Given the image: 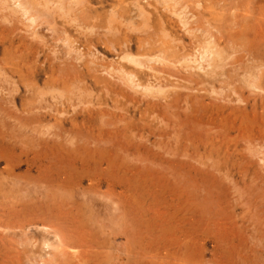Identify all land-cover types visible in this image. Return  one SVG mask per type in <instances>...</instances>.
Listing matches in <instances>:
<instances>
[{
	"label": "rangeland",
	"instance_id": "obj_1",
	"mask_svg": "<svg viewBox=\"0 0 264 264\" xmlns=\"http://www.w3.org/2000/svg\"><path fill=\"white\" fill-rule=\"evenodd\" d=\"M36 1L35 3L38 4L36 9L45 11L51 9L52 16L49 20L44 17L37 18L38 26L36 22L30 21L31 17L23 15L18 10L20 9L17 7L18 2L0 0V27H2L0 28V264H264V0H212L214 3L209 0ZM46 3L50 7H45ZM61 5L70 11L68 15L62 14L59 9ZM172 7L178 9L175 11ZM141 9H145V13ZM16 10L20 14H14ZM121 11L125 17L123 14L120 15ZM176 12L185 16L184 20L188 21V27L194 23L193 26L186 27L189 30L184 28L183 24L181 26V19L177 17ZM183 12L189 17H186ZM82 16L87 17V20H80ZM30 23L35 24L36 28L30 26ZM115 26L118 27L115 28ZM197 26H200L199 29H204L203 33ZM162 28L165 29L164 33ZM86 29L84 34L83 30ZM90 29H93L95 33ZM126 32L137 38L135 40L139 50L134 49L133 53L135 55L139 53L142 56H140L141 60L148 64L150 61L145 60H148L150 56L155 59L157 58L155 56L163 55V59L168 61L159 63L152 60L150 66L155 67L154 70H146L149 74L145 78L141 75H137L136 78L143 85L145 83H153L156 87L161 85L164 94L145 95L144 92L139 91L140 88L133 92L132 88L129 90L130 86L122 85L117 75L109 77L104 74L109 69L119 70L123 64H128L121 60L122 55L118 50L128 39L124 36ZM90 34H93L92 38ZM153 40H156L157 44ZM205 40L216 42L218 47L223 48L226 57H228L227 54L230 56L226 60L229 58L232 60L225 61L222 70L212 71L207 63H204V67L208 68L204 70H185L182 67L184 63H180L181 60L183 61L182 56L186 58L188 53L192 56L198 55L199 52L197 54L195 51L203 49ZM181 45L182 49L179 47ZM88 54L90 56H87ZM259 65H262L261 69L258 68ZM229 69L233 70L230 72ZM158 72L164 77H161ZM178 72H180L179 75ZM186 73L188 75L191 73L193 76L189 75V77ZM256 73L262 75L258 77ZM238 74H242V77ZM220 76L224 84L220 81ZM232 76L235 81L232 80ZM21 77L24 78L21 79ZM240 77L242 81H239ZM255 78L260 85H256ZM67 79L68 81H65ZM250 85L252 87L249 89ZM165 86L170 87L165 88ZM124 88L128 89L130 94ZM185 89L189 92L186 90L185 93ZM229 89L230 92H228ZM225 91L226 94H224ZM135 97L136 102L133 101ZM150 103L152 104L149 105ZM178 105L183 107L179 108ZM230 116L231 119H229ZM87 126L90 132L85 129ZM114 126L121 130L115 127L116 130ZM188 134L191 136L189 137ZM140 135L143 137L140 138ZM246 135H248L247 138ZM35 138L37 140L31 141ZM117 139L121 140L118 142ZM6 140L10 141L7 143ZM121 141L124 143L122 144ZM73 142L76 143L77 154ZM182 144L187 145L182 147ZM129 145L132 148H129ZM144 145L147 148L144 147L145 150ZM105 146L108 147L105 148ZM61 147L64 149L63 153L66 151L67 155L62 153ZM67 150H70V153ZM96 152H98V158ZM12 159L13 162L10 163ZM73 159H77V163ZM58 161L60 164L57 163ZM85 164H87V170L84 168ZM5 174H9L8 178ZM21 187L26 191L20 193ZM13 188L17 189L14 191ZM20 194L21 197L18 196ZM58 198L59 201H57ZM95 212L100 218L93 215ZM53 233L58 235L62 246H57L56 242L54 246L44 248L42 237H49L53 242L55 241ZM103 234L108 237H104ZM114 244L115 247H113Z\"/></svg>",
	"mask_w": 264,
	"mask_h": 264
},
{
	"label": "bare ground",
	"instance_id": "obj_2",
	"mask_svg": "<svg viewBox=\"0 0 264 264\" xmlns=\"http://www.w3.org/2000/svg\"><path fill=\"white\" fill-rule=\"evenodd\" d=\"M13 1H16V2H18V5H17V7H19L20 9H18V10H20V12L23 14V15H26V16H28L29 18L31 17V20L30 21H32V23L33 22H36V20H37V18H40V17H44V18H47L48 20H49V17L51 16L50 14V10L51 9H49V11L48 10H43V9H41V10H39V9H36L37 8V6H38V4H36L35 3V1L36 0H12V2ZM53 0H51V2H52ZM69 1V0H68ZM73 1V0H72ZM76 1V0H75ZM82 1V0H81ZM145 1V0H144ZM174 1V0H173ZM178 2V0H175V2ZM188 1V0H187ZM186 1V2H187ZM209 1H212V0H209ZM241 1V0H240ZM248 1V0H247ZM259 1V0H258ZM3 2V1H2ZM7 2V1H6ZM11 2V3H12ZM15 2V4H17ZM37 2V1H36ZM40 2H42V1H40ZM64 2V1H63ZM79 2V1H78ZM77 2V3H78ZM90 2V1H89ZM97 2V1H96ZM165 2H168V1H166L165 0ZM174 2V3H175ZM208 2V1H207ZM213 2V1H212ZM223 2V1H222ZM221 2V3H222ZM256 2V1H255ZM14 3V2H13ZM43 3V2H42ZM149 3H151V2H149ZM148 3V4H149ZM169 3H170V1H169ZM172 3V2H171ZM214 3V2H213ZM213 3H212V5H213ZM219 3V2H218ZM218 3H217V5H218ZM221 3H219V4H221ZM244 3V2H243ZM81 4H83V3H81ZM137 4V3H136ZM140 4V3H139ZM147 4V3H146ZM188 4V3H187ZM196 4H197V2H196ZM205 4V3H204ZM247 4V3H246ZM8 5H9V1H8ZM12 5H14V4H12ZM46 6L45 7H47V6H49V5H47V3L45 4ZM89 5V4H88ZM91 5V4H90ZM143 5V4H142ZM142 5H140V6H142ZM151 5V4H150ZM165 5V4H164ZM169 5V4H168ZM177 5V4H176ZM179 5V4H178ZM186 5V4H185ZM215 5H216V3H215ZM258 5V4H257ZM2 6H4L3 4H2ZM5 6H6V4H5ZM14 6H16V5H14ZM42 6V5H41ZM44 6V5H43ZM55 6V5H54ZM58 6V5H57ZM140 6H139V8H140ZM152 6V5H151ZM160 6V5H159ZM167 6V5H166ZM180 6V5H179ZM184 5H182V7H183ZM199 6V5H198ZM248 6V5H247ZM7 7V6H6ZM50 7V6H49ZM56 7V6H55ZM85 7V6H84ZM144 7V6H143ZM149 7V6H148ZM155 7V6H154ZM175 7H177V6H175ZM185 7V6H184ZM187 7V6H186ZM216 7V6H215ZM217 7H219V6H217ZM216 7V8H217ZM259 7H261V6H259ZM4 8V7H3ZM14 8V7H13ZM12 8V9H13ZM16 8V7H15ZM58 8V7H57ZM68 8V7H67ZM146 8V7H145ZM153 8V7H152ZM173 8V7H172ZM244 8H245V6H244ZM251 8V7H250ZM6 9V8H5ZM17 9V8H16ZM59 9L62 11V14L63 13H65V14H67L68 12H70L69 10L67 11L66 9H64V7H62V5L61 6H59ZM71 9V8H70ZM82 9H83V5H82ZM81 9V10H82ZM87 9V8H86ZM85 9V10H86ZM173 9H175V8H173ZM178 8H176L175 9V11L177 10ZM201 9V8H200ZM221 9V8H220ZM237 9V8H236ZM246 9V8H245ZM9 10H10V5H9ZM8 10V11H9ZM59 10V11H60ZM84 10V9H83ZM91 10V9H90ZM142 10V12H144L145 11V9L143 10V9H141ZM147 10V9H146ZM156 10H158V9H156ZM180 10V9H179ZM184 10V9H183ZM253 10H254V8H253ZM6 11H7V9H6ZM74 11H77V10H74ZM73 11V12H74ZM155 11V10H154ZM226 11V10H225ZM246 11V10H245ZM11 12V11H10ZM15 13L14 14H16L17 15V13H19V11H14ZM55 12V11H54ZM88 12V11H87ZM91 12V11H90ZM139 12V11H138ZM158 12V14H159V11H157ZM156 12V13H157ZM173 12H174V10H173ZM179 12V11H178ZM178 12H176V13H178ZM181 12H182V9H181ZM187 12V11H186ZM239 12V11H238ZM244 12V11H243ZM126 13V12H125ZM145 13V12H144ZM148 13V12H147ZM155 13V14H156ZM180 13V12H179ZM176 14L177 15V17H179L180 19H181V26H182V24L184 25V28H186V27H188L187 25H188V21L187 20H184L185 18V16L183 17L182 16V14ZM256 13V12H255ZM10 14V13H9ZM20 14V13H19ZM60 14V13H59ZM69 14V13H68ZM67 14V15H68ZM77 14V13H76ZM92 14H93V12H92ZM123 13H122V11H121V13H120V15H122ZM152 14V13H151ZM153 14H154V12H153ZM152 14V15H153ZM183 14H184V12H183ZM225 14V13H224ZM244 14V13H243ZM71 15V14H70ZM83 15V14H82ZM117 15V14H116ZM124 15V14H123ZM140 14H138V16H139ZM143 15H146V14H143ZM184 15H186V14H184ZM194 15V14H193ZM233 15H234V13H233ZM12 16V15H11ZM25 16V17H26ZM118 16H119V14H118ZM142 16V15H141ZM190 16H192V15H190ZM195 16V15H194ZM197 16V15H196ZM224 16V15H223ZM9 17V16H8ZM52 17V16H51ZM55 17V16H54ZM66 17V16H65ZM65 17H63V18H65ZM78 17V16H77ZM94 17H96L95 15H94ZM124 17H125V15H124ZM157 17V16H156ZM186 17H189V15L187 16L186 15ZM198 17V16H197ZM91 18V17H90ZM137 18H139V17H137ZM145 18H147V17H145ZM155 18V17H154ZM192 18H193V16H192ZM246 18V17H245ZM245 18H244V21H245ZM13 19V18H12ZM60 19V18H59ZM109 19V18H108ZM113 19V18H112ZM119 19V18H118ZM117 19V20H118ZM141 19H143L142 17H141ZM189 19V18H188ZM191 19V18H190ZM194 19V18H193ZM28 20V19H27ZM66 20V19H65ZM80 20H83V21H86L87 20V17H81L80 18ZM116 20V21H117ZM149 20H150V18H149ZM155 20H156V18H155ZM159 20V19H158ZM90 21H91V19H90ZM129 22H130V19L128 20ZM143 21V20H142ZM145 21V20H144ZM143 21V22H144ZM194 21V20H193ZM247 21V20H246ZM76 22V21H75ZM115 22V21H114ZM113 22V23H114ZM140 22V21H139ZM191 22H192V20H191ZM190 22V23H191ZM79 23V22H78ZM77 23V24H78ZM119 23V22H118ZM149 23V22H148ZM147 23V24H148ZM190 23H189V25H190ZM245 23V22H244ZM31 24V23H30ZM36 24H37V26H38V23L36 22ZM116 24V23H115ZM119 24H121V22L119 23ZM139 24V23H138ZM141 24L143 25V23L141 22ZM140 24V25H141ZM151 24V23H150ZM149 24V25H150ZM179 24V23H178ZM192 24H194V23H191V25ZM27 25V24H26ZM35 25V24H34ZM34 25H30V26H34ZM73 25V24H72ZM94 25H96V24H94ZM93 25V26H94ZM102 25H103V23H102ZM122 25V24H121ZM132 25V24H131ZM146 25V24H145ZM164 25V24H163ZM190 25V26H191ZM206 25H208V24H206ZM80 26V25H79ZM85 25H83V27H84ZM156 26V25H155ZM158 26V25H157ZM189 26V27H190ZM193 26V25H192ZM35 27V26H34ZM33 27V28H34ZM81 27V26H80ZM88 27V26H87ZM118 27V26H117ZM116 26H115V28H117ZM129 27V26H128ZM131 27V26H130ZM146 27V26H145ZM167 27V26H166ZM188 27V28H189ZM198 27V26H197ZM200 27V26H199ZM199 27H198V29H199ZM218 27V26H217ZM232 27H233V25H232ZM249 27H250V25H249ZM1 29H2V27H0ZM32 28V27H31ZM36 28V27H35ZM89 28V27H88ZM97 28H99V27H97ZM110 28V27H109ZM132 28V27H131ZM188 28H186L187 30H189ZM0 29V30H1ZM108 29V28H107ZM127 29V28H126ZM141 29V28H140ZM173 29V28H172ZM171 29V30H172ZM182 29H183V27H182ZM194 29V28H193ZM213 29V28H212ZM218 29V28H217ZM231 29V28H230ZM53 30H55L54 28H53ZM90 30H92V31H94L93 29H90ZM120 30V29H119ZM136 30H137V28H136ZM162 30V32L163 31H165V29H161ZM167 30V29H166ZM185 30V29H184ZM201 32L204 30V29H199ZM239 30V29H238ZM84 31V34H85V31H87V29L86 30H83ZM117 31V30H116ZM123 31V30H122ZM128 31V30H127ZM138 31V30H137ZM190 31H192V30H190ZM196 31V30H195ZM12 32V31H11ZM53 32V31H52ZM175 32H176V30H175ZM174 32V33H175ZM197 32V31H196ZM204 32H206V31H204ZM2 33H4V31H2ZM35 33V32H34ZM39 33V32H38ZM37 33V34H38ZM88 33V32H87ZM89 33H91V32H89ZM94 33H95V31H94ZM161 33V32H160ZM164 33V32H163ZM172 33V32H171ZM189 33V32H188ZM192 33V32H191ZM190 33V34H191ZM203 33V32H202ZM225 33V32H224ZM249 33V32H248ZM36 34V33H35ZM40 34V33H39ZM125 35V37H128V39L125 41V43H122V47L121 48H116V49H118L119 51H120V54L122 55L121 56V60H123V61H126L128 64H123L121 67H120V69L118 70L117 68H112V69H109V70H107V72H105L104 74H107L109 77L111 76H115V75H117L118 77V79L122 82V85L123 84H126L128 87L130 86V88H129V90L132 88V90H134L133 92H135V91H137V89H139V91H142V92H144V94L145 95H155V94H164L165 92H164V89L161 87V85H159V87H156V86H154L153 85V83H148V84H141V83H139L138 82V80L136 79L138 76L137 75H141L143 78H145L146 77V75L147 74H149L147 71L148 70H154V68L155 67H152V66H150V62L153 60V61H156V62H164L166 59H163V55H161L160 57L157 55V56H155V57H157V58H155V59H152V57L150 56V58L148 59V60H145V61H150L148 64L146 63V62H144L143 60H141L140 59V54L138 53V55H135L133 52H134V49H138L139 48V46L137 45V41L135 40V39H137L134 35H129L128 34V32H126V33H124ZM170 34V33H169ZM208 34H211V33H209L208 32ZM207 34V35H208ZM223 34V33H222ZM91 35H93V34H90V37H91ZM96 35H97V33H96ZM116 35H118V34H116ZM115 35V36H116ZM138 35V34H137ZM159 35V34H158ZM167 35V34H166ZM193 35V34H192ZM227 35V34H226ZM112 36V35H111ZM120 36V35H119ZM161 36H163V34L161 35ZM170 36V35H169ZM178 36V35H177ZM211 36H212V34H211ZM257 36V35H256ZM4 37V36H3ZM37 37V36H36ZM113 37H114V35H113ZM236 37V36H235ZM247 37V36H246ZM252 37V36H251ZM255 37V36H254ZM87 38H89V36L87 37ZM92 38V37H91ZM100 38V37H99ZM99 38H98V40H99ZM160 38H162V37H160ZM165 38H166V36H165ZM168 38V37H167ZM166 38V39H167ZM208 38H209V35H208ZM43 39V38H42ZM72 39V38H71ZM70 39V40H71ZM95 39V38H94ZM142 39V38H141ZM169 39V38H168ZM176 39V38H175ZM177 39H179L178 37H177ZM241 39H243V38H241ZM13 40V39H12ZM11 40V41H12ZM68 40V39H67ZM152 40V39H151ZM170 40V39H169ZM182 40V39H181ZM246 40V39H245ZM245 40H243V41H245ZM248 40V39H247ZM65 41V40H64ZM63 41V42H64ZM95 41V40H94ZM101 41V40H100ZM119 41H120V39H119ZM141 41V40H140ZM144 41V40H143ZM142 41V42H143ZM154 41V40H153ZM152 41V42H153ZM156 41V40H155ZM154 41V42H155ZM165 41V40H164ZM171 41V40H170ZM192 41V40H191ZM260 41V40H259ZM262 41V40H261ZM3 41H1V43H2ZM44 42H45V39H44ZM68 42H69V40H68ZM97 42V41H96ZM99 42V41H98ZM174 42H175V40H174ZM179 43H180V41H178ZM182 42V41H181ZM183 42H185L184 41V38H183ZM206 42V43H205ZM205 42H201V44H203L204 46H203V49H201V51H195V52H197V54H198V52H199V54L198 55H196V53H194V51H193V53L196 55V56H192V55H188V54H190V53H186L187 55H186V58H184L183 56H182V54H181V56H182V58H183V61L181 60V62L180 63H184V65L182 66V67H184L185 68V70H196V69H198V70H204V69H206V68H208V67H210L211 68V70L212 71H215V70H218V69H221L222 70V68H224L223 66H224V62L225 61H229V59H231V58H229V59H227L226 60V58H228V57H230L228 54H227V56L228 57H226V55H225V53H224V50H223V48L221 47H218L217 45H216V42L215 43H213V42H209V41H207V40H205ZM207 42H209L208 44H207ZM247 42V41H246ZM66 44H67V42H65ZM113 43V42H112ZM160 43H161V40H160ZM178 43V44H179ZM3 44V43H2ZM9 44V43H8ZM155 44H157L156 42H155ZM154 44V45H155ZM172 44V43H171ZM182 44V43H181ZM205 44H207V45H205ZM235 44V43H234ZM233 44V45H234ZM19 45V44H18ZM69 45V44H68ZM72 45V44H71ZM97 45V44H96ZM99 45V44H98ZM113 45V44H112ZM149 45V44H148ZM161 45H162V43H161ZM164 45H166L165 43H164ZM184 45H185V43H184ZM231 45V44H230ZM261 45V44H260ZM1 46H3V45H1ZM22 46V45H21ZM55 46V45H54ZM62 46V45H61ZM187 46V45H186ZM192 46V45H191ZM197 46H199L198 44H197ZM196 46V47H197ZM242 46H244V45H242ZM18 47H20V46H18ZM86 47V46H85ZM142 47V46H141ZM165 47V46H164ZM171 47V46H170ZM180 48L182 47V45L181 46H179ZM178 47V48H179ZM195 47V48H196ZM202 47V46H201ZM234 47V46H233ZM246 47V46H245ZM8 48H9V46H8ZM62 48V47H61ZM87 48V47H86ZM96 48V47H95ZM114 48V47H113ZM143 48V47H142ZM155 48V47H154ZM177 48V47H176ZM175 48V49H176ZM189 48V47H188ZM242 48V47H241ZM5 49V48H4ZM70 49V48H69ZM87 49H89V48H87ZM156 49V48H155ZM168 49V48H167ZM173 49V48H172ZM182 49V48H181ZM193 49V48H192ZM198 49V48H197ZM35 50V49H34ZM54 50H56L55 48H54ZM73 50V49H72ZM115 50V49H114ZM139 50V49H138ZM170 50H171V48H170ZM183 50H184V48H183ZM199 50V49H198ZM234 50V49H233ZM263 50V49H262ZM69 51V50H68ZM88 51V50H87ZM143 51V50H142ZM162 52H163V50H161ZM168 51V50H167ZM182 51V50H181ZM186 51V50H185ZM190 51V50H189ZM188 51V52H189ZM243 51H244V49H243ZM247 51L249 52V50L247 49ZM246 51V52H247ZM250 51H252V50H250ZM75 52V51H74ZM171 52H173V51H171ZM191 52V51H190ZM235 52V51H234ZM253 52V51H252ZM3 53H4V51H3ZM56 53V52H55ZM65 53H66V51H65ZM68 53V52H67ZM77 53V52H76ZM79 53V52H78ZM88 53V52H87ZM117 53V52H116ZM152 54H153V52H151ZM157 53V52H156ZM159 53V52H158ZM165 53H168V52H165ZM164 53V54H165ZM178 53V52H177ZM251 53V52H250ZM41 54V53H40ZM84 54H86V53H84ZM117 54H119V53H117ZM146 54V53H145ZM237 54V53H236ZM36 55V54H35ZM80 54H78V56H79ZM57 56V55H56ZM71 56V55H70ZM69 56V57H70ZM86 56V55H85ZM87 56H90V54H88ZM93 56V55H92ZM91 56V57H92ZM145 56V55H144ZM178 56V55H177ZM190 56V57H189ZM142 57V56H141ZM146 57V56H145ZM144 57V59H147V58H145ZM164 57H166V55L164 56ZM179 57H180V54H179ZM37 58H38V56H37ZM173 58V57H172ZM176 58V57H175ZM81 59H83V58H81ZM80 59V60H81ZM86 59V58H85ZM29 60V59H28ZM67 60V59H66ZM90 60H91V58H90ZM119 60V59H118ZM169 61H173V60H171V59H168ZM175 60H177V59H175ZM232 60V59H231ZM230 60V61H231ZM257 60V59H256ZM32 61V60H31ZM77 61V60H76ZM81 61H83V60H81ZM80 61V62H81ZM167 61V60H166ZM258 61V60H257ZM260 61H261V59H260ZM263 61V60H262ZM35 62V61H34ZM64 62H67V61H64ZM94 62V61H93ZM92 62V63H93ZM125 62V63H126ZM168 62V61H167ZM256 62V61H255ZM259 62V61H258ZM258 62H257V64H258ZM68 63V62H67ZM70 63V62H69ZM78 63V62H77ZM94 63H96V62H94ZM172 63V62H171ZM174 63V62H173ZM204 63L206 64L207 63V66H206V68L204 67ZM238 63V62H237ZM264 63V62H263ZM50 64V63H49ZM54 64V63H53ZM119 64V63H118ZM158 64V63H157ZM227 64V63H226ZM246 64V63H245ZM261 64V63H260ZM52 65V64H51ZM83 65V64H82ZM158 65H160V64H158ZM175 65H176V63H175ZM264 65V64H263ZM53 66V65H52ZM67 66V65H66ZM72 66V65H71ZM79 66V65H78ZM81 66V65H80ZM118 66V65H117ZM178 66V65H177ZM177 66H176V68H177ZM232 66H233V64H232ZM235 66V65H234ZM50 67V66H49ZM61 67V66H60ZM161 67V66H160ZM175 67V66H174ZM226 67V66H225ZM228 67V66H227ZM245 67V66H244ZM249 67V66H248ZM252 67H253V65H252ZM261 67H262V65H259V67L258 68H260L261 69ZM90 68V67H89ZM209 68V69H210ZM250 69H251V67H249ZM24 69V68H23ZM96 68L94 67V70H95ZM103 69H104V66H103ZM179 69V68H178ZM234 69V68H233ZM233 69H229L230 70V72H231V70H233ZM93 70V69H92ZM147 70V71H146ZM158 70H159V68H158ZM162 70H164V68L162 69ZM174 70V69H173ZM180 70H181V68H180ZM226 70V69H225ZM252 70V69H251ZM253 70H255V69H253ZM257 70V69H256ZM255 70V71H256ZM18 70H16V72H17ZM25 71V70H24ZM34 71H36V70H34ZM81 71V70H80ZM103 71V70H102ZM177 71H179V70H177ZM210 71V70H209ZM211 71V72H212ZM226 71H228V70H226ZM234 71H235V69H234ZM259 71V70H258ZM20 72H21V69H20ZM19 72V73H20ZM47 72V71H46ZM58 72H60V71H58ZM83 72V71H82ZM95 72V71H94ZM166 72V71H165ZM176 72V71H175ZM190 72H192V71H190ZM199 72V71H198ZM202 72V71H201ZM243 72V71H242ZM247 72V71H246ZM249 72H250V70H249ZM2 73V72H1ZM77 73V72H76ZM102 73V72H101ZM159 74H160V72H158ZM168 73V72H167ZM177 73V72H176ZM179 73L180 72H178V75H179ZM200 73V72H199ZM217 73V72H216ZM219 73V72H218ZM221 73V72H220ZM227 73V72H226ZM245 73V72H244ZM260 73V72H259ZM263 73V72H262ZM34 74H36V73H34ZM45 74V73H44ZM51 74H53V73H51ZM78 74H81V73H78ZM84 74V73H83ZM122 76H121V75ZM154 74V73H153ZM152 74V75H153ZM187 75H188V73H186ZM195 74V73H194ZM203 74V73H202ZM209 74H210V72H209ZM214 74V73H213ZM222 74H223V72H222ZM252 74H253V72H252ZM256 74H258V73H256ZM87 75V74H86ZM158 75V74H157ZM189 75H192L191 73L189 74ZM188 75V76H189ZM207 75H208V73H207ZM210 75H212V74H210ZM215 75V74H214ZM229 75V74H228ZM232 75H234V74H232ZM239 75V74H238ZM241 75V77H242V74H240ZM239 75V76H240ZM246 75V74H245ZM247 75H248V72H247ZM250 75V74H249ZM259 75V74H258ZM262 74H260L258 77H260ZM264 75V74H263ZM82 76V75H81ZM84 76V75H83ZM159 76V75H158ZM160 76L161 77H164L163 76V74L161 75L160 74ZM167 76H169V75H167ZM171 76V75H170ZM193 76V75H192ZM196 76H198V75H196ZM205 76H206V74H205ZM227 76V75H226ZM243 76H244V74H243ZM255 76V75H254ZM80 77V76H79ZM106 77V76H105ZM149 77V76H148ZM152 77V76H151ZM183 77V76H182ZM190 77V76H189ZM223 77H224V75H223ZM233 77V76H232ZM241 77L239 78V81L241 80L242 81V79H241ZM256 77H257V75H256ZM257 77V78H258ZM22 78H24V77H21V79ZM36 78V77H35ZM51 78V77H50ZM53 78V77H52ZM51 78V79H52ZM84 78V77H83ZM171 78V77H170ZM173 78V77H172ZM194 78H195V76H194ZM197 78V77H196ZM204 78V77H203ZM210 78V77H209ZM213 78V77H212ZM226 78V77H225ZM247 78H249L248 76H247ZM246 78V79H247ZM257 78H255V82L256 81H258V79ZM37 79V78H36ZM54 79V78H53ZM82 79V78H81ZM89 79V78H88ZM163 79V78H162ZM175 79V78H174ZM178 79V78H177ZM176 79V80H177ZM185 79V78H184ZM190 80H192L191 78H189ZM228 79H229V77H228ZM246 79H244V81L246 80ZM249 79H251V78H249ZM257 79V80H256ZM260 79V78H259ZM264 79V78H263ZM62 80V79H61ZM78 80V79H77ZM83 80H85V79H83ZM111 80V79H110ZM153 80V79H152ZM179 80V79H178ZM189 80V81H190ZM199 80V79H198ZM208 80V79H207ZM217 80V79H216ZM230 80V79H229ZM232 80H234V77H233V79ZM231 80V81H232ZM248 80V79H247ZM252 80H254V78H252ZM65 81H68V79L67 80H65ZM71 81V80H70ZM76 81V80H75ZM79 81V80H78ZM86 81V80H85ZM146 81H148V79H146ZM194 81V80H193ZM204 81V80H203ZM202 81V82H203ZM206 81V80H205ZM220 81H221V76H220ZM235 81V80H234ZM243 81V82H244ZM248 81H250V80H248ZM46 82V81H45ZM51 82V81H50ZM62 82V81H61ZM74 82V81H73ZM87 82V81H86ZM138 82V83H137ZM152 82V81H151ZM154 82V81H153ZM156 82V81H155ZM161 82V81H160ZM163 82H164V79H163V81H162V84H163ZM167 82H168V80H167ZM177 82V81H176ZM222 82V81H221ZM226 82V81H225ZM233 82V81H232ZM251 82V81H250ZM261 82V81H260ZM52 83V82H51ZM67 83V82H66ZM65 83V84H66ZM89 83V82H88ZM157 83H158V81H157ZM179 83H180V81H179ZM191 83V82H190ZM189 83V84H190ZM204 83V82H203ZM202 83V84H203ZM223 83V82H222ZM60 84V83H59ZM71 84V83H70ZM84 84V83H83ZM92 84V83H91ZM98 84H99V82H98ZM174 84V83H173ZM194 84V83H193ZM196 84V83H195ZM194 84V85H195ZM224 84V83H223ZM222 84V85H223ZM226 84H229V83H227L226 82ZM231 84V83H230ZM240 84V83H239ZM255 83H253V85H254ZM182 85V84H181ZM184 85V84H183ZM182 85V86H183ZM191 85H192V83H191ZM204 86L206 85V84H203ZM218 85H219V83H218ZM222 85H220V86H222ZM246 85V84H245ZM256 85H260V84H257V82H256ZM16 85H14V87H15ZM85 86V85H84ZM163 86V85H162ZM225 86V85H224ZM223 86V87H224ZM243 86V85H242ZM241 86V87H242ZM249 86V85H248ZM255 86V85H254ZM55 87V86H54ZM53 87V88H54ZM70 87V86H69ZM68 87V88H69ZM87 87H88V85H87ZM168 87V86H167ZM166 86H165V88H167ZM170 87V86H169ZM168 87V88H169ZM172 87H173V85H172ZM171 87V88H172ZM177 87V86H176ZM193 87V86H192ZM195 87V86H194ZM199 87V86H198ZM229 87V86H228ZM231 87V86H230ZM233 87V86H232ZM238 87V86H237ZM252 86L250 85V87H249V89L251 88ZM258 87V86H257ZM264 87V86H263ZM61 88H62V86H61ZM71 88V87H70ZM89 88H91L90 86H89ZM170 88V89H171ZM177 88H179V86L177 87ZM183 88V87H182ZM197 88V87H196ZM200 88H202V87H200ZM216 88H218L219 89V87H216ZM221 88V87H220ZM234 88V87H233ZM261 88V87H260ZM50 89V88H49ZM56 89V88H55ZM84 89V88H83ZM82 89V90H83ZM92 89V88H91ZM107 89H108V87H107ZM117 89V88H116ZM124 89H126V88H124ZM175 89V88H174ZM174 89H172L173 91H174ZM180 89V88H179ZM198 89V88H197ZM204 89H205V87H204ZM213 89H215V87H213ZM218 89H216V90H218ZM235 89H236V87H235ZM234 89V90H235ZM256 89V88H255ZM254 89V90H255ZM10 90H12V89H10ZM16 90H17V87H16ZM51 90V89H50ZM53 90V89H52ZM118 90V89H117ZM127 90V92L130 94V91H128V89H126ZM168 91H169V89H167ZM178 90V89H177ZM182 90V89H181ZM186 90H187V92H189L188 91V89H185V93H186ZM198 90H200V89H198ZM202 90V89H201ZM208 90H209V88H208ZM228 90V89H227ZM262 90V89H261ZM14 91V90H13ZM13 91H11V92H13ZM18 91V90H17ZM56 91V90H55ZM138 91V92H139ZM167 91V92H168ZM179 91V90H178ZM193 91V90H192ZM191 91V92H192ZM236 91V90H235ZM71 92V91H70ZM85 91H83V93H84ZM197 92V91H196ZM211 92V91H210ZM228 92H230V89H229V91ZM239 92V91H238ZM51 93V92H50ZM53 93H55V92H53ZM69 93V92H68ZM94 93V92H93ZM109 93V92H108ZM117 93H119V92H117ZM137 93V92H136ZM135 93V94H136ZM140 93V92H139ZM215 93V92H214ZM217 93V92H216ZM220 93V92H219ZM235 93V92H234ZM15 94V93H14ZM40 94V93H39ZM85 94V93H84ZM120 94H121V92H120ZM124 94V93H123ZM128 94V95H129ZM141 94V93H140ZM196 94V93H195ZM224 94H226V91H225V93ZM239 94V93H238ZM11 95H13L12 93H11ZM74 95V94H73ZM91 95V94H90ZM125 95V94H124ZM132 95V94H131ZM189 95V94H188ZM208 95V94H207ZM229 95H230V93H229ZM243 95H245V94H243ZM6 96V95H5ZM16 96V95H15ZM35 96V95H34ZM70 96V95H69ZM68 96V97H69ZM123 96V95H122ZM133 96H135V95H133ZM137 96V95H136ZM142 96V95H141ZM156 96V95H155ZM162 96V95H161ZM160 96V97H161ZM165 96V95H164ZM199 96V95H198ZM204 96H205V93H204ZM209 96V95H208ZM221 96V95H220ZM234 96V95H233ZM242 95L240 94V97H241ZM3 97V96H2ZM1 97V98H2ZM10 97V96H9ZM40 97V96H39ZM93 97V96H92ZM192 97H193V95H192ZM191 97V98H192ZM219 97V96H218ZM13 98V97H12ZM89 98H91V97H89ZM140 98V97H139ZM143 98V97H142ZM141 98V99H142ZM168 98V97H167ZM184 98V97H183ZM206 98V97H205ZM234 98V97H233ZM244 98V97H243ZM246 98V97H245ZM5 99V98H4ZM10 99V98H9ZM8 99V100H9ZM65 99V98H64ZM130 99H132V97L130 98ZM129 99V100H130ZM136 97H135V99L133 98V101H135L136 102ZM140 99V100H141ZM161 99H162V97H161ZM173 99H174V97H173ZM188 99V98H187ZM190 99V98H189ZM188 99V100H189ZM223 99V98H222ZM235 99V98H234ZM122 100V99H121ZM124 100V99H123ZM144 100V99H143ZM164 100V99H163ZM178 100V99H177ZM187 100V101H188ZM192 100V99H191ZM190 100V101H191ZM200 100V99H199ZM205 100V99H204ZM229 100V99H228ZM240 100V99H239ZM6 101H7V99H6ZM13 101V103H14V100H12ZM11 101V102H12ZM85 101V100H84ZM116 101V100H115ZM146 101H147V99H146ZM145 101V102H146ZM179 101V100H178ZM189 101V102H190ZM196 101V100H195ZM232 101V100H231ZM39 102V101H38ZM89 102V101H88ZM118 102V101H117ZM125 102H126V100H125ZM150 102H151V99H150ZM174 102H175V100H174ZM177 102V101H176ZM197 102V101H196ZM198 102H200L201 103V101H198ZM238 102V101H237ZM244 102H245V100H244ZM12 103V104H13ZM22 103V102H21ZM85 103V102H84ZM132 103V102H131ZM140 103H142V102H140ZM140 103H138V104H140ZM147 103H149V102H147ZM157 102H155V104H156ZM162 103H164V101L162 102ZM167 103V102H166ZM204 102H202V104H203ZM230 103V102H229ZM240 103V102H239ZM152 103H150L149 105H151ZM160 104H161V102H160ZM178 104H179V102H178ZM184 104V103H183ZM187 104V103H186ZM195 104V103H194ZM201 104V105H202ZM235 104H236V102H235ZM10 105V104H9ZM47 105V104H46ZM92 105V104H91ZM168 105V104H167ZM166 105V106H167ZM171 105V104H170ZM176 105V104H175ZM189 105H191V104H189ZM199 105V104H198ZM134 106H136L135 104H134ZM156 106V105H155ZM177 106V105H176ZM179 106V105H178ZM181 106V105H180ZM180 106H179V108H180ZM193 106V105H192ZM197 106V105H196ZM203 106H206V105H203ZM202 106V107H203ZM209 106V105H208ZM211 106V105H210ZM132 107V106H131ZM137 107V106H136ZM152 107V106H151ZM169 107V106H168ZM181 107H183V106H181ZM173 108V107H172ZM190 106H189V110H190ZM132 109H134V108H132ZM162 109V108H161ZM183 109V108H182ZM205 109H206V107H205ZM73 110H75V109H73ZM123 110V109H122ZM177 110V109H176ZM207 110V109H206ZM236 110V109H235ZM128 111V110H127ZM145 111H146V109H145ZM156 111V110H155ZM185 111V110H184ZM183 111V112H184ZM195 111V110H194ZM2 112V111H1ZM52 112V111H51ZM78 112V111H77ZM120 112V111H119ZM134 112V111H133ZM132 112V113H133ZM153 111H151V113H152ZM182 112V111H181ZM195 112H198V110L197 111H195ZM200 113H201V111H199ZM247 112V111H246ZM68 113H70V112H68ZM135 113V112H134ZM133 113V114H134ZM173 113V112H172ZM180 113V112H179ZM178 113V114H179ZM186 113H187V111H186ZM190 113V112H189ZM192 113V112H191ZM194 113V112H193ZM207 113V112H206ZM210 113V112H209ZM216 113V112H215ZM5 114V113H4ZM42 114V113H41ZM64 114H65V112H64ZM78 114V113H77ZM128 114V113H127ZM175 114V113H174ZM183 114V113H182ZM44 115H46V114H44ZM67 115V114H66ZM116 115V114H115ZM114 115V116H115ZM124 115V114H123ZM147 115V114H146ZM189 115V114H188ZM207 115V114H206ZM206 115H205V117H206ZM211 115V114H210ZM213 115V114H212ZM61 116V115H60ZM101 116H104V115H101ZM151 116V115H150ZM153 116V115H152ZM156 116V115H155ZM166 116V115H165ZM196 116H198V115H196ZM232 116V115H231ZM231 116H230V118L229 119H231ZM177 117H178V115H177ZM201 118H202V116H200ZM199 117V118H200ZM209 117V116H208ZM6 118V117H5ZM38 118H39V116H38ZM99 118V117H98ZM106 118V117H105ZM110 118V117H109ZM116 118V117H115ZM123 118V117H122ZM131 118V117H130ZM161 118V117H160ZM31 119V118H30ZM80 119H82V118H80ZM203 119H204V117H203ZM36 120V119H35ZM100 120V119H99ZM103 120L105 121V119H104V117H103ZM109 120V119H108ZM117 120V119H116ZM115 120V121H116ZM181 120V119H180ZM184 120V119H183ZM208 120V119H207ZM8 121V120H7ZM31 121H33V120H31ZM65 121V120H64ZM110 121V120H109ZM113 121H114V119H113ZM127 121V120H126ZM159 121H162V120H159ZM230 121V120H229ZM232 121V120H231ZM3 122V121H2ZM41 122V121H40ZM58 122V121H57ZM62 122V121H61ZM70 122V121H69ZM107 122V121H106ZM118 122V121H117ZM156 122V121H155ZM5 123V122H4ZM65 123V122H64ZM109 123V122H108ZM123 123V122H122ZM125 123V122H124ZM210 123V122H209ZM208 123V124H209ZM216 124H217V122H215ZM231 123V122H230ZM26 124V123H25ZM78 124V123H77ZM112 124V123H111ZM114 124V123H113ZM117 124H119V123H117ZM121 124V123H120ZM129 124V123H128ZM161 124V123H160ZM169 124H170V120H169ZM192 124V123H191ZM229 124V123H228ZM8 125V124H7ZM121 125H123V124H121ZM131 125V124H130ZM133 125V124H132ZM138 125V124H137ZM165 125V124H164ZM187 125V124H186ZM13 126V125H12ZM18 126V125H17ZM57 126V125H56ZM74 126H75V124H74ZM73 126V127H74ZM84 126V125H83ZM98 126V125H97ZM100 126H102L101 124H100ZM118 126V125H117ZM136 125H134V127H135ZM139 126V125H138ZM159 126V125H158ZM215 127H217L216 125H214ZM8 127H9V125H8ZM62 127V126H61ZM61 127H59V128H61ZM82 127V126H81ZM105 127V126H104ZM116 126H114V128H115ZM121 127V126H120ZM126 127H128V126H126ZM170 127V126H169ZM21 128V127H20ZM78 128V127H77ZM114 128H112V129H114ZM117 128V127H116ZM115 128V129H116ZM172 128V127H171ZM174 128V127H173ZM184 128V127H183ZM189 128V127H188ZM52 129V128H51ZM62 129V128H61ZM81 129V128H80ZM85 129H87L88 130V132H90V130L88 129V126H87V128H85ZM94 129V128H93ZM107 129H109L108 127H107ZM111 129V128H110ZM118 130H121V129H119V128H117ZM116 129V130H117ZM123 129H124V127H123ZM127 129V128H126ZM129 129V128H128ZM131 129V128H130ZM135 129H136V127H135ZM167 129V128H166ZM201 129V128H200ZM234 129H235V127H234ZM12 130V129H11ZM20 130V129H19ZM50 130V129H49ZM74 130V129H73ZM105 130V129H104ZM116 130H114V131H116ZM157 130V129H156ZM181 130V129H180ZM44 131H45V129H44ZM59 131V130H58ZM84 131V130H83ZM97 131V130H96ZM142 131V130H141ZM192 131V130H191ZM197 131H199V130H197ZM228 131V130H227ZM226 131V132H227ZM2 132V131H1ZM50 132V131H49ZM65 132V131H64ZM76 132V131H75ZM87 132V131H86ZM105 132V131H104ZM107 132H108V130H107ZM109 132H110V130H109ZM135 132V131H134ZM138 132H140V131H138ZM145 132V131H144ZM173 132V131H172ZM187 132V131H186ZM185 132V133H186ZM190 132V131H189ZM192 132H194V131H192ZM24 133V132H23ZM45 133V132H44ZM51 133V132H50ZM72 133H74V132H72ZM93 133V132H92ZM126 133H128V132H126ZM130 134H131V132H129ZM219 133V132H218ZM3 134V133H2ZM14 134V133H13ZM12 134V135H13ZM25 134V133H24ZM42 134V133H41ZM58 134V133H57ZM65 134V133H64ZM94 134H95V132H94ZM101 134V133H100ZM109 134V133H108ZM136 134H138V133H136ZM199 134H201V133H199ZM62 134L60 133V136H61ZM69 135H70V133H69ZM74 135V134H73ZM79 135V134H78ZM84 135V134H83ZM93 135V134H92ZM103 135H104V133H103ZM181 135V134H180ZM189 135V137L191 136L190 134H188ZM219 135H221V134H219ZM235 135V134H234ZM16 136V135H15ZM14 136V137H15ZM44 136V135H43ZM76 136V135H75ZM82 136V135H81ZM80 136V137H81ZM85 136V135H84ZM101 136V135H100ZM106 136V135H105ZM113 137V135H110V137ZM153 136V135H152ZM201 136V135H200ZM217 136V135H216ZM243 136V135H242ZM247 136L248 135H246V138H247ZM22 137V136H21ZM49 137H50V135H49ZM94 137V136H93ZM115 137V136H114ZM121 136L119 135V138H120ZM143 137V136H142ZM141 137V135H140V138H142ZM144 137H145V135H144ZM194 137V136H193ZM245 137V136H244ZM12 138V137H11ZM65 138H66V135H65ZM95 138V137H94ZM93 138V139H94ZM97 138H98V136H97ZM96 138V139H97ZM105 138V137H104ZM108 138V137H107ZM107 138H105V139H107ZM115 138H117V137H115ZM133 138V137H132ZM185 138V137H184ZM195 138H196V136H195ZM200 138V137H199ZM213 138V137H212ZM211 138V139H212ZM249 138V137H248ZM4 139V138H3ZM23 139H25V138H23ZM112 139V138H111ZM122 139H124V137H122ZM126 139V138H125ZM129 139V138H128ZM127 139V141H129ZM192 139V138H191ZM5 140V139H4ZM22 140V139H21ZM33 140H37L36 138L35 139H32L31 141H33ZM49 140V139H48ZM47 140V141H48ZM51 140L53 141V139L51 138ZM50 140V141H51ZM70 140V139H69ZM73 140V139H72ZM78 140V139H77ZM76 140V141H77ZM80 140V139H79ZM84 139H82V141H83ZM118 140V139H117ZM117 140H115L116 142H117ZM121 140V139H120ZM120 140H118V142L120 141ZM130 140H132V139H130ZM135 140V139H134ZM172 140V139H171ZM7 141V140H6ZM8 141H10V140H8ZM8 141H7V143H8ZM13 140H11V142H12ZM15 141H17L16 139H15ZM15 141H13V142H15ZM28 141V140H27ZM42 141V140H41ZM46 141V142H47ZM65 141H66V139H65ZM71 141V140H70ZM133 141V140H132ZM142 141V140H141ZM143 141H145V139L143 140ZM176 141V140H175ZM193 141V140H192ZM196 141V140H195ZM194 141V142H195ZM197 141H198V139H197ZM213 141V140H212ZM221 141V140H220ZM18 142H20V141H18ZM22 142V141H21ZM30 142V141H29ZM57 142H58V140H57ZM64 142V141H63ZM67 142V141H66ZM1 143V142H0ZM33 143V142H32ZM59 143V142H58ZM62 143V142H61ZM74 143V142H73ZM121 143L123 144L124 143V141H121ZM133 143H135L136 144V142H134L133 141ZM133 143H131V144H133ZM139 143V142H138ZM215 143V142H214ZM213 143V144H214ZM217 143H218V141H217ZM216 143V144H217ZM249 143V142H248ZM2 144H4V143H2ZM19 144H21V143H19ZM19 144H18V146H19ZM27 144H29V143H27ZM38 144L39 145H41L39 142H38ZM48 144H50L49 142H48ZM57 144V143H56ZM75 144L76 143H74V148L76 147L75 146ZM215 144V145H216ZM223 144V143H222ZM249 144H251V143H249ZM17 145V144H16ZM25 145V144H24ZM53 145V144H52ZM58 145V144H57ZM56 145V146H57ZM70 145V144H69ZM69 145H68V149H69ZM87 145V144H86ZM107 145H108V143H107ZM110 145V144H109ZM127 145V144H126ZM158 145H159V143H158ZM165 145H167V144H165ZM183 145H185V144H182V147H183ZM187 145V144H186ZM185 145V146H186ZM21 146V145H20ZM31 146V145H30ZM29 145H28V147H30ZM49 146V145H48ZM55 146V147H56ZM63 146H65V145H63ZM62 146V147H63ZM78 146V145H77ZM111 146V145H110ZM109 146V147H110ZM130 147L129 148H132L131 147V145H129ZM133 146V145H132ZM140 146H142L141 144H140ZM173 146H175V145H173ZM184 146V147H185ZM5 147V146H4ZM14 147V146H13ZM23 147V146H22ZM27 147V146H26ZM35 147H37V146H35ZM53 146H51V148H52ZM60 148V150L62 151V153H63V148ZM67 147V146H66ZM65 147V148H66ZM73 147V146H72ZM106 147H108V146H105V148ZM138 147H139V144H138ZM137 147V148H138ZM145 145L143 146V149L145 150ZM7 148V147H6ZM16 148V147H15ZM31 148H32V146H31ZM34 148V147H33ZM84 148V147H83ZM111 148H112V146H111ZM115 148V147H114ZM136 148V149H137ZM159 148H161V147H159ZM158 148V149H159ZM208 148V147H207ZM8 149V148H7ZM30 149V148H29ZM43 149V148H42ZM45 149V148H44ZM48 149V148H47ZM53 149V148H52ZM56 149V148H55ZM76 149V154H77V148H75ZM74 149V150H75ZM116 149V148H115ZM128 149V148H127ZM139 149H140V147L138 148V151H139ZM147 149V148H146ZM187 149H189V147L187 148ZM221 149V148H220ZM14 150V149H13ZM19 150H20V148H19ZM22 150V149H21ZM27 150V149H26ZM49 150V149H48ZM73 150V151H74ZM98 150V149H97ZM112 150V149H111ZM129 150V149H128ZM144 150H143V152H144ZM162 150V149H161ZM181 150H182V148H181ZM209 150V149H208ZM249 150V149H248ZM247 150V151H248ZM259 150V149H258ZM12 151V150H11ZM15 151V150H14ZM33 151H34V149H33ZM57 151V150H56ZM61 151H59V152H61ZM69 153H70V150H67ZM108 151V150H107ZM122 151V150H121ZM148 151V150H147ZM176 151V150H175ZM198 151V150H197ZM255 151H256V149H255ZM254 151V152H255ZM10 152V151H9ZM27 152V151H26ZM39 152V151H38ZM41 152V151H40ZM44 152V151H43ZM55 152V151H54ZM58 152V153H59ZM110 152V151H109ZM108 152V153H109ZM112 152H113V150H112ZM111 152V153H112ZM142 152V151H141ZM168 152V151H167ZM180 152V151H179ZM13 153V152H12ZM22 153V152H21ZM24 153V152H23ZM42 153V152H41ZM45 153V152H44ZM52 153V152H51ZM66 153V155H67V152L66 151H64V153L63 154H65ZM83 153H84V150H83ZM98 152H96L95 154H96V157H97V154ZM177 153V152H176ZM245 153V152H244ZM257 153V152H256ZM14 154V153H13ZM34 154V153H33ZM37 153L35 152V155H36ZM53 154H55V153H53ZM63 154H62V156H63ZM73 154V153H72ZM126 154V153H125ZM144 154H145V152H144ZM165 154V153H164ZM250 154V153H249ZM252 154V153H251ZM12 155V154H11ZM15 155V154H14ZM47 155V154H46ZM118 155V154H117ZM18 156V155H17ZM70 156H72V155H70ZM69 156V157H70ZM75 156H77V155H75ZM86 156V155H85ZM145 156H146V154H145ZM251 156V155H250ZM5 157V156H4ZM6 157H8L7 155H6ZM9 157H11V156H9ZM13 157V156H12ZM73 157V156H72ZM81 157H82V155H81ZM90 157V156H89ZM105 157V156H104ZM107 157V156H106ZM110 157V156H109ZM124 157V156H123ZM126 157V156H125ZM148 157V156H147ZM190 157V156H189ZM53 158V157H52ZM68 158V157H67ZM66 158V159H67ZM79 158H80V156H79ZM98 158V157H97ZM121 158V157H120ZM2 159H3V157H2ZM7 159V158H6ZM48 159H49V161H50V157H48ZM54 159V158H53ZM62 160H63V157L61 158ZM61 159H60V161H61ZM80 159H82V158H80ZM80 159H78V160H80ZM131 159H132V157H131ZM261 159V158H260ZM17 160V159H16ZM16 160H14V161H16ZM54 160H56V159H54ZM58 160V159H57ZM70 160H72V158L70 159ZM74 160V159H73ZM77 160V159H76ZM76 160H74L75 162H76ZM90 160V159H89ZM118 160V159H117ZM7 161H9V160H7ZM64 161V160H63ZM63 161H61V163L63 162ZM73 161V162H74ZM116 161V160H115ZM136 161V160H135ZM140 161V160H139ZM11 162H13V159H12V161H10V163ZM53 162V161H52ZM69 162V161H68ZM105 162V161H104ZM19 163V162H18ZM56 163V162H55ZM57 163H59L60 164V162L58 161ZM77 163V162H76ZM84 163V162H83ZM86 163H88V162H86ZM90 163H92V162H90ZM90 163H88V164H90ZM5 164V163H4ZM16 164V163H15ZM20 164V163H19ZM18 164V165H19ZM68 164V166H69V164H70V162L69 163H67ZM74 164V163H73ZM98 164V163H97ZM106 164V163H105ZM150 164V163H149ZM184 164V163H183ZM204 164V163H203ZM50 165H53V164H50ZM77 165V164H76ZM79 165H80V161H79ZM84 165V164H83ZM82 165V166H83ZM86 165V167H84L85 169L87 168V164H85ZM99 165V164H98ZM107 165V164H106ZM217 165V164H216ZM8 166H9V164H8ZM14 166V165H13ZM55 166V165H54ZM58 166V165H57ZM56 166V167H57ZM64 166V165H63ZM62 166V167H63ZM67 166V167H68ZM89 166V165H88ZM91 166H94V165H91ZM111 166H112V164H111ZM61 167V166H60ZM61 167V168H62ZM78 167H81V166H78ZM167 167V166H166ZM13 168H15V167H13ZM16 168H17V166H16ZM58 168H59V166H58ZM82 168V167H81ZM91 168V167H90ZM96 168V167H95ZM125 168V167H124ZM10 169H11V167H10ZM71 169H73L72 167H71ZM77 170H78V168H76ZM83 169V168H82ZM92 169V168H91ZM97 169V168H96ZM117 169V168H116ZM116 169L114 170L113 169V171H116ZM130 169V168H129ZM15 170V169H14ZM87 170V169H86ZM121 170V169H120ZM126 170V169H125ZM61 172H62V170H61ZM75 172V171H74ZM110 172V171H109ZM81 173V172H80ZM69 174V173H68ZM101 174V173H100ZM116 174V173H115ZM140 174V173H139ZM177 174V173H176ZM9 175V174H8ZM8 175H6L5 174V176L7 177ZM12 175V174H11ZM154 176V175H153ZM2 177V176H1ZM15 177V176H14ZM16 177H17V175H16ZM91 177V176H90ZM115 177H116V175H115ZM3 178V177H2ZM8 178V177H7ZM18 178V177H17ZM15 179V178H14ZM69 179V178H68ZM74 179V177L72 178V180ZM227 179V178H226ZM3 180V179H2ZM17 180V179H16ZM66 180V179H65ZM159 180V179H158ZM186 180V179H185ZM8 182H9V180H8ZM10 182H11V176H10ZM9 182V183H10ZM22 182H23V180H22ZM76 182V181H75ZM177 182V181H176ZM187 182V181H186ZM199 182V181H198ZM3 183H5L4 181H3ZM23 183H25V182H23ZM30 183V182H29ZM121 183V182H120ZM1 184V183H0ZM18 184H20V183H18ZM68 184V183H67ZM122 184V183H121ZM212 184V183H211ZM216 184V183H215ZM12 185V184H11ZM25 185V184H24ZM64 185V184H63ZM143 185V184H142ZM199 185V184H198ZM18 186V185H17ZM69 186V185H68ZM2 187V186H1ZM18 188V187H17ZM16 188V189H17ZM15 188H13V190L15 191L16 190ZM20 190L22 189V187L21 188H19ZM58 189V188H57ZM91 189V188H90ZM190 189V188H189ZM223 189V188H222ZM23 190V191H22ZM21 191H20V193H23L24 192V190L26 191V189H22ZM61 190V189H60ZM198 190V189H197ZM205 190V189H204ZM18 191V190H17ZM220 191V193H221V190H219ZM34 192V191H33ZM218 192V191H217ZM16 193V192H15ZM14 193V194H15ZM19 193V192H18ZM17 193V194H18ZM72 193V192H71ZM81 193V192H80ZM89 193V192H88ZM202 193V192H201ZM235 193V192H234ZM29 194V193H28ZM237 194V193H236ZM222 196H223V194H221ZM19 197H21V194L20 195H18ZM30 196V195H29ZM95 196V195H94ZM241 196V195H240ZM53 197V196H52ZM59 197V196H58ZM61 197V196H60ZM96 197V196H95ZM30 198H31V196H30ZM56 198H57V196H56ZM67 198V197H66ZM208 199V198H207ZM240 199V198H239ZM23 200V199H22ZM21 201V200H20ZM57 201H59V198L57 199ZM65 201H66V199H65ZM96 201V200H95ZM133 201V200H132ZM86 202H87V200H86ZM91 202V201H90ZM108 202V201H107ZM126 202V201H125ZM91 204V203H90ZM113 204V203H112ZM87 205V204H86ZM208 205V204H207ZM202 206V205H201ZM90 207V206H89ZM88 207V208H89ZM94 207V206H93ZM96 208V207H95ZM251 208V207H250ZM92 210L94 209V208H91ZM91 209H89V210H91ZM259 209V208H258ZM97 210V209H96ZM95 210V211H96ZM98 211V210H97ZM94 212V211H93ZM101 212V211H100ZM247 212V211H246ZM202 213V212H201ZM102 214V213H101ZM130 214V213H129ZM85 215V214H84ZM93 215L95 216L96 215V212L95 213H93ZM92 214H91V216H93ZM98 215V214H97ZM96 215V216H97ZM109 215V214H108ZM115 215V214H114ZM95 216V217H96ZM104 216H106L105 214H104ZM111 216V215H110ZM110 216H108V217H110ZM243 216V215H242ZM89 217V216H88ZM97 217H99V216H97ZM102 217H103V215H102ZM101 217V218H102ZM122 216L120 215V218H121ZM100 218V217H99ZM98 218V219H99ZM103 219V218H102ZM94 220V219H93ZM96 220V219H95ZM104 220H105V217H104ZM110 220H111V218H110ZM113 220V219H112ZM88 221H89V219H88ZM98 221V220H97ZM131 221V220H130ZM56 222V221H55ZM121 222V221H120ZM91 222H89V224H90ZM102 223V222H101ZM116 223H118V222H116ZM124 223V222H123ZM128 223V222H127ZM110 224V223H109ZM86 225V224H85ZM113 225V224H112ZM116 225H118V224H116ZM91 226V225H90ZM119 226H121V225H119ZM127 226V225H126ZM93 227V226H92ZM101 227V226H100ZM122 227V226H121ZM37 228V227H36ZM102 228V227H101ZM54 229V228H53ZM52 229V230H53ZM134 229V228H133ZM164 229V228H163ZM6 230V229H5ZM46 230H48V229H46ZM103 230V229H102ZM54 231V230H53ZM117 231V230H116ZM37 232V231H36ZM50 232V231H49ZM113 232V231H112ZM11 233V232H10ZM24 233V232H23ZM30 233V232H29ZM34 233V232H33ZM99 233V232H98ZM124 233V232H123ZM134 233V232H133ZM13 234H14V232H13ZM49 234V233H48ZM12 235V234H11ZM15 235V234H14ZM16 235H17V233H16ZM53 235H54V237H55V241H51L52 239L51 238H49V237H42L41 239H42V241H43V244H44V248H46V247H51V246H54L55 245V243L57 242L58 243V245L57 246H62V243H61V241H60V238L58 237V235L56 234V233H53ZM129 235H130V233H129ZM27 236V235H26ZM26 236H22V237H25V238H27ZM30 236V235H29ZM103 236L105 237L106 235H104L103 234ZM106 237H108V236H106ZM40 238V237H39ZM32 239V238H31ZM40 240V239H39ZM62 240V239H61ZM32 241V240H31ZM113 242V241H112ZM25 243V242H24ZM38 243H40V241L38 242ZM31 244V243H30ZM35 244H36V242H35ZM73 245V244H72ZM76 245V244H75ZM110 245V244H109ZM121 245V244H120ZM77 247H79L78 245H76ZM40 247V246H39ZM71 247V246H70ZM84 247V246H83ZM113 247H115V244H114V246ZM59 248V247H58ZM100 248V247H99ZM58 250V249H57ZM79 250V249H78ZM117 250V249H116ZM32 251V250H31ZM44 251H46L45 249H44ZM48 251L49 252H51L50 251V249H48ZM81 251V250H80ZM95 251V250H94ZM107 252V251H106ZM109 252V251H108ZM107 252V253H108ZM115 252V251H114ZM38 253V252H37ZM36 253V254H37ZM55 253V252H54ZM81 253H83V252H81ZM98 253V252H97ZM100 253V252H99ZM104 253V252H103ZM42 254H44V253H42ZM41 254V255H42ZM46 254V253H45ZM114 254V253H113ZM54 255V254H53ZM81 255V254H80ZM85 255H86V253H85ZM87 255H89V254H87ZM93 255V254H92ZM129 255V254H128ZM43 256H45V255H43ZM42 256V257H43ZM81 256H83V254L81 255ZM61 257V256H60ZM30 258V257H29ZM40 258V257H39ZM56 258V257H55ZM36 259V258H35ZM108 259V258H107ZM44 260V259H43ZM77 261H78V259H76ZM82 260H83V258H82ZM42 261V260H41ZM87 261V260H86ZM94 261V260H93ZM48 262V261H47ZM84 262H85V258H84ZM88 262V261H87ZM106 262H107V260H106ZM115 262V261H114ZM36 263V262H35ZM44 263V262H43ZM58 263V262H57ZM64 263V262H63ZM135 263V262H134ZM155 263V262H154ZM166 263V262H165ZM66 264V263H65Z\"/></svg>",
	"mask_w": 264,
	"mask_h": 264
}]
</instances>
